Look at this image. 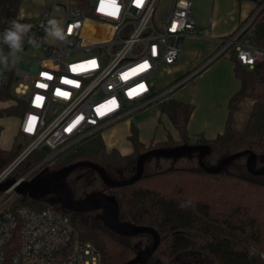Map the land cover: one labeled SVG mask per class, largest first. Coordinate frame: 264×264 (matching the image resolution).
<instances>
[{"label":"built area","instance_id":"2783aa9c","mask_svg":"<svg viewBox=\"0 0 264 264\" xmlns=\"http://www.w3.org/2000/svg\"><path fill=\"white\" fill-rule=\"evenodd\" d=\"M0 1L10 4L0 5V35L12 21L31 24L29 35L38 45L25 37L18 66H0V89L10 82L11 93L24 100L19 132L30 139L0 181L39 147L48 150V163L92 134L167 100L214 59L234 58L248 69L264 63V49L253 40L257 9L220 39L208 63L158 91L150 79L176 62L184 36L197 33L190 0H61L56 5L65 41L45 32L55 19L54 4L33 18L23 14V0ZM0 49L9 52L2 43ZM27 51L33 54L20 56ZM249 254L264 261L262 250L250 248ZM0 264H100V253L60 211L6 205L0 208Z\"/></svg>","mask_w":264,"mask_h":264},{"label":"trees","instance_id":"16d2710c","mask_svg":"<svg viewBox=\"0 0 264 264\" xmlns=\"http://www.w3.org/2000/svg\"><path fill=\"white\" fill-rule=\"evenodd\" d=\"M0 5L10 4L0 1ZM253 26L254 43L264 49V8L256 15ZM234 62L240 89L228 102L224 131L214 139L191 136L187 125L192 106L170 97L158 103L157 107L178 131L179 142L168 139L161 145L145 148L132 126L128 139L133 152L129 156H121L116 151H107L100 134L95 133L73 146L72 153L60 167L87 161L106 171L123 162H135L139 155L151 149L188 144L204 145L210 152L223 157L250 151L256 157L264 158V63L248 69ZM10 86L9 82L0 89V102L14 101L16 105L0 108V119L22 117L25 112L24 100L13 95ZM247 99L252 101L251 109L243 129L238 130L234 126V114ZM26 140L29 143L30 139ZM21 151L22 147L17 148L15 144L9 151L0 149V174ZM48 153L46 148H37L8 176L21 178L43 161ZM103 192L116 200L119 215L125 222L152 228L159 235V245L148 264H170L176 257L189 252L199 253L207 264H264V261L249 254L250 248L264 251V179L244 177L225 170L209 174L201 169H169L143 174L134 184L105 188ZM11 205L35 210L50 208L68 216L80 239L99 251L100 264H126L137 254L122 236L112 233L88 213L67 211L56 202L40 196L18 195Z\"/></svg>","mask_w":264,"mask_h":264},{"label":"crops","instance_id":"0c3cea01","mask_svg":"<svg viewBox=\"0 0 264 264\" xmlns=\"http://www.w3.org/2000/svg\"><path fill=\"white\" fill-rule=\"evenodd\" d=\"M190 1L191 16L195 21L197 33L182 38L179 56L176 62L169 66L171 73H174L173 77L178 76L172 80L173 82L208 63L217 52L220 39L231 35L241 22L257 11L262 2V0ZM234 61L226 57L214 59L198 72L192 83L185 84L173 93V99L190 104L193 108L187 125L191 136L199 135L210 140L224 131L228 102L240 89V81L234 73ZM161 77L163 79L165 74L162 73ZM172 81L163 82L167 86ZM153 113L149 119L135 121L136 123L130 116L101 131L100 136L107 151H116L121 156L131 155L133 147L128 137L132 126L136 128L138 139L145 148L161 145L168 139L179 142V133L168 116L160 113L157 105L154 106ZM18 133L19 127L12 146L0 149L11 150Z\"/></svg>","mask_w":264,"mask_h":264},{"label":"rangeland","instance_id":"374dc122","mask_svg":"<svg viewBox=\"0 0 264 264\" xmlns=\"http://www.w3.org/2000/svg\"><path fill=\"white\" fill-rule=\"evenodd\" d=\"M61 3H62L61 0H23L22 11L24 15L26 16L28 15L35 18L39 16V13H41V11L44 10L46 7H52V5L54 4L56 6L55 19L60 21L61 19L60 11H59V7H57L58 5L56 4H61ZM31 54H33L32 51H27L22 53L20 56L27 57L30 56ZM34 54L37 57L40 56L39 52ZM17 66H18V61L16 60L9 61L8 68H16ZM162 73L165 74V77L163 79L161 77ZM173 75L174 73L173 72L171 73V69L169 68V66H162L159 72L155 74L150 80L154 83L155 89L161 91L166 86L164 85L165 82L163 81L171 82L172 80L178 77L177 76L174 78ZM162 82L163 84L161 85ZM15 105L16 103L14 101L0 102V108H7ZM251 105H252L251 100L249 99L245 100L242 103L240 110H238V112L234 114V118H235L234 126L236 129L238 130L243 129L244 124L248 118ZM154 106L156 105L153 104L142 110L136 111L131 115L130 118H132L134 122L135 121L139 122L144 119H149L154 114L153 113ZM20 119L21 117H6L1 119L0 121V124L2 126V131L0 133L1 148H10L12 146L14 136L19 127ZM26 139L28 138L23 135L22 136L19 135L15 143V146L17 148L22 147L23 150L28 145ZM72 149L73 147L66 149L59 156L53 159L54 162L52 163L48 162V164H44L43 166L35 170L29 177L34 176L36 174L48 173L60 169L61 163L72 153ZM223 158L224 157L219 154L210 152L204 158L203 162L207 167H214ZM246 161H247V155L241 156L235 159L234 161L230 162L224 168V170L226 172L237 174L240 176L254 178L255 176H252L246 168ZM8 167L9 165L5 168V170ZM261 168H264V158L256 157L251 163V169L259 170ZM169 169H190V170L200 169L198 163V152L188 151L177 156L166 157V158L149 157L144 161L143 174L150 175V174L163 172ZM106 173L109 179L112 181L128 180L132 178L135 174V162L132 161H128L127 163L123 162V164L117 166L115 169L112 167L107 168ZM8 178L11 179V176L10 177L8 176ZM256 178L258 180H262L264 179V176H256ZM64 182L66 183L68 189L75 196V198L78 199H81L82 197L86 196L91 192L101 191L104 188V185L99 179L97 173L86 167L76 168L70 173H68L64 178ZM17 196L18 195L15 192H11L10 194H8L4 198V201L0 204V208L14 203ZM39 196L54 201L53 196L51 194H42ZM88 214H90L94 219L102 222L100 210L91 211L88 212ZM119 220L125 222L124 218L120 215H119ZM152 240L153 238L149 234H138V235L123 237V241L126 242V244L130 245L132 248H134L137 252L148 248L151 245ZM170 264H207V262L205 258L199 253L189 252L176 257Z\"/></svg>","mask_w":264,"mask_h":264},{"label":"water","instance_id":"95a60500","mask_svg":"<svg viewBox=\"0 0 264 264\" xmlns=\"http://www.w3.org/2000/svg\"><path fill=\"white\" fill-rule=\"evenodd\" d=\"M264 8V3L258 8L257 14ZM256 14V15H257ZM188 151L198 152L199 168L209 174H218L224 170V168L235 159L247 155L246 168L252 176H264V168L259 170H252L251 163L256 158V155L250 151H243L234 153L224 157L216 166L207 167L203 160L210 153L208 147L204 145H182L173 148H156L151 149L143 154L139 155L135 160V174L132 178L124 181H112L109 179L106 171L92 163L87 161L76 162L67 166H64L56 171L44 173L35 176L32 179L28 177L39 167L47 162V158L33 167L29 172L23 175L19 179L5 178L0 181V193L1 196L15 192L17 195H29L39 196L42 194H51L54 202H56L61 208L74 212V213H88L91 211L100 210L102 223L112 233L127 237L138 234H149L153 240L151 245L137 252L136 256L128 261L126 264H147L148 260L153 256L156 248L159 245L160 238L157 232L149 227L136 226L129 222H122L119 220V209L116 200L105 194L102 191H95L87 194L82 199H75L72 192L68 189L64 178L68 173L76 168L86 167L96 172L99 179L105 186V188H120L129 186L136 183L143 176L144 161L149 157L166 158L180 155Z\"/></svg>","mask_w":264,"mask_h":264},{"label":"clouds","instance_id":"9594fccd","mask_svg":"<svg viewBox=\"0 0 264 264\" xmlns=\"http://www.w3.org/2000/svg\"><path fill=\"white\" fill-rule=\"evenodd\" d=\"M31 28V24L20 23L17 21H12L9 24L3 34L0 35V43L6 45L9 49L7 54L0 49V65L7 66L10 60L15 61L20 58L18 54L23 51V42L25 37L28 38L29 44L38 46L37 40L34 39L33 36L29 35ZM45 32L48 37H52L53 39L59 41L66 40V31L61 26V23L56 19L48 20Z\"/></svg>","mask_w":264,"mask_h":264},{"label":"flooded vegetation","instance_id":"af4514ba","mask_svg":"<svg viewBox=\"0 0 264 264\" xmlns=\"http://www.w3.org/2000/svg\"><path fill=\"white\" fill-rule=\"evenodd\" d=\"M62 168V167H61ZM41 174H44V173H41ZM41 174H36V175H34V176H31V177H28V179H32V178H34L35 176H38V175H41ZM105 189V186H104V188L101 190L102 192H103V190ZM73 197L75 198V196L73 195ZM83 198V197H82ZM81 198V199H82ZM75 199H78V198H75ZM150 260V259H149ZM149 260H148V262H147V264L149 263Z\"/></svg>","mask_w":264,"mask_h":264}]
</instances>
